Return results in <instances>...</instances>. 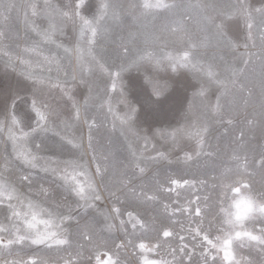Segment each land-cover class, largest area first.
Here are the masks:
<instances>
[{
    "label": "rangeland",
    "instance_id": "obj_1",
    "mask_svg": "<svg viewBox=\"0 0 264 264\" xmlns=\"http://www.w3.org/2000/svg\"><path fill=\"white\" fill-rule=\"evenodd\" d=\"M230 1V0H229ZM35 3L38 6L40 15L31 16L28 11L29 20L26 28L24 22V10L19 7L27 3ZM70 0H0V4L15 3L18 9L13 11L7 25L4 28L6 38H0V90H6L15 86L21 71L32 72L34 75L50 80L52 84L67 81L65 85L73 96V100L80 107V118L75 119V111L67 98H61L59 89L49 87L47 84L39 86L37 92L38 105L51 106V109L43 108L44 111L55 110L56 115H52L47 121V131L32 132L36 127L34 114L29 123L20 120L18 126L11 125L10 120H6L0 111V179L15 188L23 200V205L16 200L12 203L17 205L21 211H27L28 200L48 209L54 213L67 214L72 211L74 219L71 221L69 229L71 233V246L48 249L44 246L21 247L14 246L11 255L0 251V264H12L27 259L32 253H36L42 264H95L94 257L101 254L102 259H107L103 255L108 253L113 259H119L120 264H141L142 258L146 256L149 260L168 261L171 264H179L181 254L179 247L181 241L179 237L183 235V243L188 245L192 251L193 264H202L199 257V241L193 239L190 229L197 226L201 218L196 217L195 208L197 203L201 208L208 206L203 218V227L209 230L213 236L217 234L220 226L218 207L222 200L221 182H234L237 178L235 172L236 162L232 159L236 154L243 163L247 160L248 172L245 175V182L256 196L264 193V169L258 166V161L264 155V117L261 116L259 73L261 70V58L264 57V19L256 15L252 21V39H249L246 21L242 17V23L225 27L226 35H217L215 25L211 23L213 17L224 18L227 13L234 11L225 9L224 0H176L181 5L200 4L202 9L193 8L185 14L183 9L178 10V15L183 18L187 36L181 33H173L166 30L165 26L170 22V18L164 14L155 19L148 17L138 23H134L131 13L139 12L129 8V5H139L142 0H85L82 15L88 20H94L100 15V5L109 4L110 8L105 20L101 21L102 35L97 42L90 46L87 41L91 39L90 31L85 28L79 19L74 22L69 20L63 23L62 29L56 31L53 42L40 44L44 55L55 57L57 63L46 64L43 56L35 54L26 55L23 52L25 47H31L34 43L41 41V37L32 31L36 28L39 31L49 27V17L58 15L59 10H67L64 6ZM171 2V0H169ZM45 3L51 5L45 9ZM247 5L252 9L264 6V0H248ZM235 12V11H234ZM239 27L245 32H239ZM207 37L209 44L205 49L215 47L220 49L214 55L200 53L195 50V59L201 65L212 64L218 72L220 78H227L230 74L226 71L228 66H242L241 57L245 53L253 56V64L250 69V76L255 82L253 94L249 98V104L244 106L238 97L236 105L225 108L223 117L226 120L231 118V125L223 122L221 117L213 115L212 108L216 104L220 91L215 84H209L207 79L201 76L197 69L193 67L178 68L173 73L170 67L155 68L148 65L139 70L133 68L121 73L116 80V89L112 90V78L101 73L95 63L91 61L88 52L92 47L93 55L105 62V67L115 73L121 65H127L138 54L145 51H152L159 55L161 52L170 51L180 53L187 46L188 37L199 43L203 37ZM226 41H232L237 45V54L231 53V48ZM127 45L125 49L122 45ZM59 45V47H57ZM247 45V47H245ZM71 49L65 53L64 49ZM79 48V52L76 49ZM230 48V49H229ZM207 49V50H206ZM228 52V53H227ZM126 53V54H125ZM92 64V72L85 75L86 84L80 83V63ZM21 60L31 63H19ZM15 66L14 72L11 66ZM164 76L163 82L153 84L151 77ZM75 77V80H73ZM180 81L187 88V98L190 99H163L160 112L146 110L143 101L151 96L147 91L148 87L163 86L168 83L171 86L169 93L173 92L175 83ZM206 89L205 95H200L201 88ZM210 92V93H209ZM123 97L135 105L137 112L132 132L122 133L118 119H114L109 113V104L112 112L116 116L125 117L127 111L121 102ZM247 96V93H244ZM85 100L88 101L85 107ZM103 105V107H101ZM27 107V106H26ZM182 110V111H181ZM178 117V120H174ZM18 119H20L18 117ZM254 119L256 123L249 126L247 121ZM89 124H94L92 129V147L89 148ZM157 125V126H156ZM207 126L203 152L199 156L195 153L199 151L196 139L190 135L200 128ZM9 129L17 138L15 144L9 139ZM23 132L30 133L27 137H22ZM243 133V136H241ZM61 137L74 140L80 144L79 148H72L64 142ZM39 145V148L36 146ZM30 152L38 157L35 169L27 168L21 164L17 156L21 152ZM112 155L107 161V171L103 178L95 176L102 199L95 201V207L85 212L73 199L62 193L56 184H53L52 173L45 172L44 168H53L57 165L53 161L61 162L59 167H64V161H78L87 163L94 173L95 163L92 156L95 153L97 158L103 163V157ZM133 153L135 156H133ZM161 154L165 158H161ZM192 155L193 159L185 163L184 157ZM139 163L145 169L143 174L135 164ZM227 169H233L227 177L223 173ZM33 176V182L21 181L20 177L25 173ZM131 177V184L121 185V180ZM170 178L183 181L188 179L191 186L176 188L169 193L166 189L170 187ZM143 185V194H141ZM107 186V190H106ZM174 187V186H172ZM47 189L48 195L41 193V189ZM164 190L161 191L160 189ZM130 189L136 190V197L131 195ZM114 193V194H113ZM148 195H155L156 200L148 201ZM207 197V199H205ZM199 198V199H198ZM8 202L5 201L6 205ZM167 206V207H165ZM118 207L121 216L118 219H105L106 215L115 216L112 208ZM191 211H182L183 208ZM131 211L146 225H151L152 230L145 232L141 238L139 230L133 236L131 224L127 225L126 231L129 233L128 239L134 243L144 242L161 246L155 251L140 253L138 247L127 246L116 249L111 241L103 244L101 236L109 234L101 231L107 223L115 224L117 230L112 233L116 243L125 241L124 233L119 231L120 219L128 221L127 213ZM9 215L6 206L0 205V223L8 224L6 217ZM47 218V217H45ZM85 223L89 225V232L92 234V242L82 239L79 235V226ZM252 227L251 224L248 225ZM259 227V224L256 225ZM162 229L173 232V236L165 238L162 236ZM5 235L6 234H0ZM194 249V250H193ZM176 250L175 258L172 251ZM77 252L80 256H77ZM238 257H243L252 264H264V258L258 251L248 248L238 249ZM91 258V259H90ZM184 264H188L187 257Z\"/></svg>",
    "mask_w": 264,
    "mask_h": 264
},
{
    "label": "snow or ice",
    "instance_id": "obj_2",
    "mask_svg": "<svg viewBox=\"0 0 264 264\" xmlns=\"http://www.w3.org/2000/svg\"><path fill=\"white\" fill-rule=\"evenodd\" d=\"M24 10V22L26 28L28 27L29 15L28 11L31 10V16L37 17L40 15L38 12V6L35 3H27L22 6H19ZM51 5L45 3L44 8L48 9ZM67 10H57L58 15L55 17H49V27L46 30L39 31L36 28H33L32 31L36 32L38 36L41 37V41L34 43L31 47H25L23 52L26 55L35 54L37 56H43V62L46 64L57 63L55 57L49 55H44L40 44H49L53 42V36L56 31L61 30L63 23L65 21H75L79 19L81 24L87 28L91 33V39L87 43L92 46L97 42L98 37L103 33L101 31V21L105 20L108 14L110 5L105 3L100 5V15L94 20H88L82 15L84 7H86L85 0H70L68 4L64 6ZM129 8L135 10L139 8V12L133 11L131 13L134 23H138L143 19L152 17L155 19L157 16L164 14L170 18V22L166 24V30H170L173 33H181L187 36L185 24L183 18L178 15V10L183 9L184 13L187 14L191 9H202L203 6L200 4H188L181 5L176 2V0H142V3L139 5H129ZM18 6L15 3L0 4V38H6V33L4 28L7 25V21L10 19L13 11L17 10ZM235 15L242 16L246 21V27L249 32V39H252V29L254 27L253 20L256 15H259L261 19H264V6L259 8L252 9L249 5L238 4L235 7V12H230L225 15L224 20L220 24L215 25L217 29V35L224 37L226 35L225 27L226 22L234 18ZM264 39V36H262ZM227 45L235 49L237 45L232 41H226ZM209 44L208 38L203 37L199 43L194 42L190 37H188L187 46L180 53H172L170 51L161 52L159 55L153 53L152 51H145L144 53L138 54L137 57L133 58L127 65H121L119 70L115 73L109 71L108 67H105V62H101L100 59H97L93 55L92 47L89 48L88 55L92 62L95 63L101 73L107 74L112 78V90L116 89V80L120 77L121 73L128 71L129 69L143 68L145 66L151 65L155 68L164 67L167 64L170 67L171 71L175 73L178 68H188L193 67L198 70L199 74L205 77L209 84H215L220 91V95L217 97L216 104L212 108L213 115L221 117L223 122L231 125L233 120L229 117L226 120L223 117V112L225 108H230L237 104L238 97L242 101L244 106L249 104V98L253 94V87L255 82L250 76V72H254V68L250 69V65L253 64V56L250 53H245L241 57L242 66H228L226 71L230 74L227 78H220L218 72L215 70V67L212 64L201 65L195 59V50L198 47H207ZM59 47V45H57ZM125 49L127 45H122ZM247 47V45H245ZM65 53L72 51L71 49L65 48ZM79 52V48L76 49ZM126 54V53H125ZM27 61L21 60L19 63H26ZM78 62L80 63V83L86 84L85 79L86 74L92 72V64L82 62L81 58L78 57ZM29 67H31V63ZM11 66V65H9ZM13 71H16L15 66H11ZM19 79L15 86H11L6 90H0V111H2L6 120L11 121V125L18 126L20 120H24L25 123H29L34 114L36 118V127L32 129V132H44L47 131V121L52 115H56L55 110L44 111L43 108L51 109V106L47 105H38L37 102V92L39 91V86H44L47 84L49 87H54L60 90L62 93L61 98H67V102L71 103L72 108L75 111V119L79 120L80 118V107L77 102L73 100V96L68 88L65 86L67 81L61 83L52 84L50 80H46L43 77L34 75L32 72L21 71L18 73ZM156 77H152L149 83L152 80H155ZM75 80V77H73ZM249 84H252L253 87H249ZM259 88H260V107H261V116L264 117V57L261 58V70L259 73ZM171 90V86L168 83H165L161 86H153L151 89V96L147 97L143 101L144 108L146 110L159 113L161 109V101L165 99ZM247 93V96H244V93ZM206 89L201 88L200 95H205ZM122 100L127 115L125 117L116 116L112 112L111 105L109 104V113L113 114L114 119H118L121 126V132L127 133L132 132L134 121L139 109L132 105L126 97H123L121 93ZM85 107L87 106L88 101L85 100ZM27 106V107H26ZM103 107V105L101 106ZM18 117L20 119H18ZM249 126H253L256 121L254 119H249L247 121ZM30 126V123H29ZM95 125L89 124V148L92 147V129ZM3 130V125H0V131ZM208 128L204 126L200 128L195 133H190L196 139L197 148L199 151L195 153L196 156H199L203 152L204 143H205V134L207 133ZM30 133L23 132L22 137L29 136ZM243 136V133H241ZM9 139L15 144L16 137L12 134L9 129ZM62 144L66 142L71 145L72 148L81 147L80 144L76 143L74 140L68 139L65 141L64 137H61ZM39 148V145L36 146ZM112 155L110 151L108 155L103 157L104 162L102 163L99 158L95 155L92 156V161L95 163L94 173L90 170V166L87 163H80L78 161H64V167L61 169L59 161H53L57 166L51 169L44 168L43 170L51 172L53 175V184H56L58 189L62 190V193H67L69 197L73 199V202L78 205V209L82 208L85 212L88 209L94 208L95 201H100L102 199L101 192L95 183V176L103 178L107 171V161ZM133 156L135 154L133 153ZM161 158H165L161 154ZM17 159L21 164L27 168L35 169L37 167L36 161L37 156L32 155L30 152H21L18 154ZM193 159L192 155H186L184 157L185 163ZM232 159L236 162L235 172L237 173V178L232 182V187L235 192H239L240 188L248 189L249 185L245 182V175L248 172L249 165L247 160L243 163L240 162L238 155L234 154ZM258 166L261 169H264V155L258 161ZM135 167L139 169V173L143 174L145 169L140 166L139 163L135 164ZM233 171V169H227L223 176L226 178L227 175ZM21 181H27L29 184L33 182V176L30 173L25 172L21 177ZM131 177H126L121 180V185L127 186L131 184ZM224 180L221 182V189L225 186ZM192 182L188 179L183 181L179 179L170 178V187L166 190L171 193L175 191L176 188H183L186 185L191 186ZM174 186V187H172ZM143 185H141V194H143ZM107 190V186H106ZM161 191L164 189L161 188ZM131 195L136 197L137 193L135 189H130ZM41 193L45 196L48 195L47 189H41ZM114 194V193H113ZM199 199V198H198ZM207 199V197H205ZM259 201H264V193L257 196ZM16 200L19 204L23 205V200L21 196L17 193L16 189L11 187L7 182L0 179V205L6 206L8 209L9 215L6 217L8 224L5 225L0 223V251L6 252L8 255L12 254L14 246L21 247H32V246H44L48 249L61 248L63 246H71V233L69 231L71 227V221L74 219L72 211L69 210L67 214L54 213L48 209L42 208L39 205L33 203L31 200L27 201L26 208L27 211H21L18 209L17 205L13 204L12 201ZM148 201L156 200L155 195H148ZM8 203L5 205L4 202ZM167 207V206H165ZM210 210L208 206L201 208L197 203L195 208L196 217L201 218L197 222V226L194 229H190V232L193 233V239L198 240V245L194 246L199 247V257L202 264H252L251 261L246 260L243 257H238V249L248 248L253 251H258L262 258H264V205H260L258 208V214H255L246 225L237 226L231 234H225L224 229L219 226L217 234L212 235L209 226V230L206 231L203 227V218L206 214V211ZM112 215H106L105 219H118L121 216V210L118 207L112 208ZM182 211L190 212L191 210L187 207L183 208ZM129 219L125 221L120 219L119 231L124 233L125 241L121 243H116L115 239L112 237V233L117 230L115 224L107 223L105 228L101 231L108 233V236H101L100 241L103 244H107L109 241L113 246L118 250L127 246L138 247L140 253H145L148 251H155L156 248L160 247V243L155 245L146 244L144 242H139L138 244L134 243L132 239H128L129 233L126 231L127 225L131 224L133 229L132 235H136V231L139 230L141 233V238L145 232L151 231L152 226L146 225L140 218L134 216L131 211L127 213ZM47 217V218H45ZM79 226V220L76 221ZM251 224L252 227L248 225ZM259 224L257 228L256 225ZM89 225L85 223L83 226H79V235L82 239L87 240L89 243L92 242V234L89 232ZM174 234L172 231L167 229H162V236L165 238V243L167 238L172 237ZM181 244L179 247V253L181 258L179 264H184V258L187 257L188 264H193V255L192 251L187 250L188 245L183 243L185 237L181 235L179 237ZM193 249V250H194ZM103 255L107 256V259H102L101 254H97L94 257L95 264H120L119 259H113L112 255L104 253ZM172 255L175 258L177 251L173 250ZM77 256H80V253L77 252ZM91 259V258H90ZM7 264V262H5ZM12 264H42V261L38 259L36 253H32L28 256L27 259L21 260L19 262L13 260ZM69 264H72L70 261ZM141 264H171L168 261H156L149 260L146 256L142 258Z\"/></svg>",
    "mask_w": 264,
    "mask_h": 264
},
{
    "label": "clouds",
    "instance_id": "obj_3",
    "mask_svg": "<svg viewBox=\"0 0 264 264\" xmlns=\"http://www.w3.org/2000/svg\"><path fill=\"white\" fill-rule=\"evenodd\" d=\"M231 185L232 182H226L221 189L222 200L218 207L220 226L225 234H231L237 226L246 225L258 214L259 206L264 205V201H259L253 192L241 187L237 193Z\"/></svg>",
    "mask_w": 264,
    "mask_h": 264
},
{
    "label": "crops",
    "instance_id": "obj_4",
    "mask_svg": "<svg viewBox=\"0 0 264 264\" xmlns=\"http://www.w3.org/2000/svg\"><path fill=\"white\" fill-rule=\"evenodd\" d=\"M224 1H226L225 2V6H224V8L225 9H227V8H230V10L231 9H233L234 11H235V7L238 5V4H241V3H243V4H246L247 5V2H248V0H224ZM232 11V10H231ZM234 11H232L233 13H234ZM225 18V17H224ZM224 18H217V17H213V19L212 20H210V17H209V21L211 22V23H221V21L222 20H224ZM237 23H242V16H239V15H235L234 16V18L233 19H231V20H228L227 22H226V25H227V29L228 28H230V25H235V24H237ZM241 27H239V32H241ZM245 32V29L243 30L242 29V32ZM230 49V48H229ZM197 50H199L198 52H200V53H206V52H208L207 54H211V55H214L215 53H217V51H219L220 49H218V48H215V47H210L209 48V51L207 50V51H205V49H202V48H200V49H197ZM237 49H232L231 48V53L232 54H237ZM228 53V52H227ZM154 77H156V79L154 80V81H152V83L153 84H156V83H160V82H163V81H161V80H163V79H165L166 77H162V76H155L154 75ZM152 78V77H151ZM160 78H161V80H160ZM175 90L173 91V92H171V93H169L168 94V96L165 98V99H190V98H187V92H186V86L183 84V83H181L180 84V81H178V82H176L175 83ZM151 89H152V87H148V90L147 91H150L151 92ZM210 93V92H209ZM246 93V92H245ZM246 97V96H245ZM182 111V110H181ZM174 120H178V117H175V119ZM157 126V125H156Z\"/></svg>",
    "mask_w": 264,
    "mask_h": 264
}]
</instances>
